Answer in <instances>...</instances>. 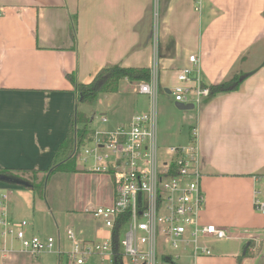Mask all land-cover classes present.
Listing matches in <instances>:
<instances>
[{"label":"crops","instance_id":"crops-1","mask_svg":"<svg viewBox=\"0 0 264 264\" xmlns=\"http://www.w3.org/2000/svg\"><path fill=\"white\" fill-rule=\"evenodd\" d=\"M195 6L194 0H0V168L42 176L49 167L80 106L68 75L86 84L106 66L147 67L158 95L168 97L178 84L177 72L190 66L188 56L194 54L203 85L233 76L241 82L237 90L201 98L198 105L187 93L184 104L193 108L179 119L175 135L182 144L190 140L191 129L197 130L205 203L200 223L227 234L208 236L203 244L210 255L186 261L264 264V213L254 205L255 198L264 201L258 191L264 184V0H202L199 9ZM137 85L122 80L117 92L97 96L100 115L107 117L118 102L131 108L125 120L113 124L107 118L103 132L126 128L133 115L148 110V96ZM170 124L167 118L165 129ZM76 166L77 172L62 173L98 175L85 173L90 168L77 158ZM108 184L107 196L95 199L94 208L111 203V179ZM25 189L32 190L0 182L11 218L12 190ZM94 208L87 214L80 213L84 208L71 209L84 222L76 235L80 239L105 234Z\"/></svg>","mask_w":264,"mask_h":264},{"label":"built area","instance_id":"built-area-1","mask_svg":"<svg viewBox=\"0 0 264 264\" xmlns=\"http://www.w3.org/2000/svg\"><path fill=\"white\" fill-rule=\"evenodd\" d=\"M202 0H194L199 9ZM190 66L177 72L178 84L170 92L174 102L186 103L190 92L193 103L208 97L209 89L203 86L197 56H188ZM138 92L148 96L147 111L133 115L127 127L114 131H95L92 142L79 148V161L86 166L93 160L95 171L112 168L113 199L97 206L92 215L100 222L105 234L96 239H80L72 229L66 230L69 249L64 252L60 238L43 237L27 232V220H14L6 209V195L0 197V257L9 253H66L70 264H85L89 256L111 258V231L117 217L127 214L121 230L119 245L123 257L130 264H158L159 259L173 263L174 258L194 259L210 255L203 244L208 236L223 239V228L201 224L204 193L201 188V151L197 130L191 129L190 140L182 145L161 148L157 142L156 79L138 84ZM101 122L107 121L100 115ZM255 208L264 213V201L254 199ZM28 227V228H27ZM13 243V244H12Z\"/></svg>","mask_w":264,"mask_h":264},{"label":"rangeland","instance_id":"rangeland-1","mask_svg":"<svg viewBox=\"0 0 264 264\" xmlns=\"http://www.w3.org/2000/svg\"><path fill=\"white\" fill-rule=\"evenodd\" d=\"M140 85L135 87L138 90ZM124 97L121 95V98ZM129 96H125L128 98ZM124 99V98H123ZM157 101V142L161 148L171 145H182L184 139L176 136L178 131L177 126L180 124L179 119L182 115L190 113L187 110L179 109L176 107L173 95L165 97L162 94L158 95ZM130 101L127 99V102ZM113 109L116 113H114ZM78 113L88 116L90 119V128L93 129L84 139L83 145L88 146L95 135L96 131H102L106 123L100 120V111L96 109V101L90 103H80L77 109ZM127 111V112H126ZM131 108L125 107V104L121 102L117 103L114 108L109 109L107 112V118L113 120H125L124 116H128ZM127 113V114H126ZM167 118L172 121L170 128L165 129V121ZM76 127L79 129L90 130L89 126L79 123L76 119ZM75 125L73 130L75 129ZM186 127V126H185ZM183 134V130H182ZM80 153H77V161H79ZM93 160L89 159L86 163L87 167H92ZM112 168L109 167L107 171H95L92 169L85 170V173L98 174L96 178H80L71 177L72 175L64 174L61 172H44L42 176L33 173L29 175H21L23 179H26V184L40 182L43 179L42 195L39 196L36 192L25 189L24 192L18 193L16 190H12L10 198L11 207L10 212L14 217V220L25 219L31 225L28 229L34 227V232L41 236H51L53 238H60L61 248L66 252L70 243L66 240V230L72 229L77 235L78 230L82 228L84 222L78 221L73 217L71 209L84 208L80 213L87 214L86 209L94 208L98 200L101 197L105 198L109 191L108 179H111ZM75 173V172H69ZM102 174V175H100ZM103 174L107 177H104ZM108 178V179H107ZM112 181V180H111ZM264 183V182H263ZM24 185V184H23ZM25 186V185H24ZM260 196H264V184L258 187ZM34 203H42L44 208H34ZM44 203V204H43ZM74 218V219H73ZM75 228H71V226ZM90 223L88 222V226ZM96 226V225H95ZM97 229V227H96ZM78 237V236H77ZM203 243H207V239L202 240ZM223 242H216V244H222ZM13 244V243H12ZM186 258H174L172 257V264H188ZM111 259L105 257L104 259L98 256H89L85 264H110ZM0 264H70L69 259L64 254L57 255L56 253H43L38 256H33L27 253L12 252L7 256L1 258ZM122 264H130L129 259L123 257ZM158 264H171L165 262L163 259H159Z\"/></svg>","mask_w":264,"mask_h":264},{"label":"trees","instance_id":"trees-1","mask_svg":"<svg viewBox=\"0 0 264 264\" xmlns=\"http://www.w3.org/2000/svg\"><path fill=\"white\" fill-rule=\"evenodd\" d=\"M72 39L74 35L72 32ZM151 77L150 69L147 67H125L120 65L106 66L100 69L97 74L89 83H76L71 75L68 78L72 80L75 85V89L78 95V101L80 103H94L97 96L102 93H115L119 90L122 80H127L136 84L149 82ZM241 82L240 77L233 76L225 81L217 84L208 85L209 95L213 96L219 93L231 92L237 90ZM203 85V84H202ZM205 86V85H203ZM76 119L79 123L86 126L90 123V118L84 114L75 111L72 117L68 132L64 140L56 148L49 167L44 171L46 172H77L76 158L79 148L83 145L85 137L92 131L86 129H79L76 127ZM75 125V129L73 130ZM23 172H25L23 170ZM22 172V173H23ZM37 174L36 171H33ZM19 180L26 182V179L20 177L19 173L8 168H0V182L11 183L8 180ZM31 188L37 195H42L43 179L40 182L29 183L26 185ZM127 221V214L115 219L112 231H111V249L112 256L110 264H122L123 256L121 254V248L119 245L121 230ZM247 255V249L244 256Z\"/></svg>","mask_w":264,"mask_h":264},{"label":"water","instance_id":"water-1","mask_svg":"<svg viewBox=\"0 0 264 264\" xmlns=\"http://www.w3.org/2000/svg\"><path fill=\"white\" fill-rule=\"evenodd\" d=\"M167 92H169L168 90H167ZM175 105H176V107H178L179 109H183V110H185V109H192L193 108V104H184V103H178V102H176L175 103ZM9 182H12V183H18V184H21V185H27L25 182H22V181H19V180H16V179H14V180H12V181H10V180H8Z\"/></svg>","mask_w":264,"mask_h":264}]
</instances>
